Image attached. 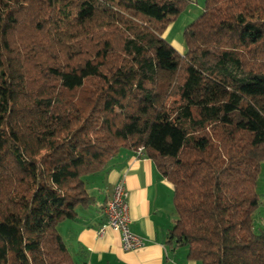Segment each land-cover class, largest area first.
I'll return each instance as SVG.
<instances>
[{
    "label": "trees",
    "instance_id": "obj_1",
    "mask_svg": "<svg viewBox=\"0 0 264 264\" xmlns=\"http://www.w3.org/2000/svg\"><path fill=\"white\" fill-rule=\"evenodd\" d=\"M188 1L0 0V264H77L57 225L120 154L172 185L189 259L264 264V0H205L179 52Z\"/></svg>",
    "mask_w": 264,
    "mask_h": 264
},
{
    "label": "crops",
    "instance_id": "obj_2",
    "mask_svg": "<svg viewBox=\"0 0 264 264\" xmlns=\"http://www.w3.org/2000/svg\"><path fill=\"white\" fill-rule=\"evenodd\" d=\"M118 179L124 180L128 192L129 228L145 241L143 246L132 250L122 248L118 231L106 227L99 233L106 222L103 205L111 197ZM88 189L95 196V203L79 208L74 218L57 225L63 241L69 238V244L64 243L77 264H199L187 257L185 245L168 238L176 219L172 185L159 174L150 158L120 154L106 169L89 176ZM257 191L260 204L253 220L255 230L264 233V161Z\"/></svg>",
    "mask_w": 264,
    "mask_h": 264
},
{
    "label": "built area",
    "instance_id": "obj_3",
    "mask_svg": "<svg viewBox=\"0 0 264 264\" xmlns=\"http://www.w3.org/2000/svg\"><path fill=\"white\" fill-rule=\"evenodd\" d=\"M127 195L124 180L118 179L114 184L111 197L103 206L106 222L99 229V233L101 234L106 227L118 231L122 248L132 250L143 246L145 241L143 237L133 233L129 228Z\"/></svg>",
    "mask_w": 264,
    "mask_h": 264
},
{
    "label": "rangeland",
    "instance_id": "obj_4",
    "mask_svg": "<svg viewBox=\"0 0 264 264\" xmlns=\"http://www.w3.org/2000/svg\"><path fill=\"white\" fill-rule=\"evenodd\" d=\"M205 0H189L182 11L177 15L174 21L171 24L170 30L168 29L165 32V39L173 45L176 50L184 48V44L182 39V31L185 25L193 21L203 10ZM181 41V42H180ZM181 52V51H179ZM81 206L76 208L78 213V209ZM67 220V219H65ZM64 229V228H63ZM60 232L62 233V227L60 228ZM69 238H65L64 241L66 244H69Z\"/></svg>",
    "mask_w": 264,
    "mask_h": 264
}]
</instances>
